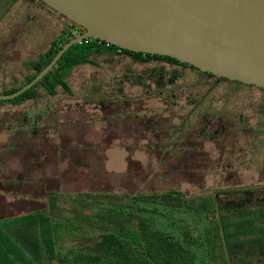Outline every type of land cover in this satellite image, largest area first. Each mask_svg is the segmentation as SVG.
<instances>
[{
    "label": "rangeland",
    "instance_id": "obj_1",
    "mask_svg": "<svg viewBox=\"0 0 264 264\" xmlns=\"http://www.w3.org/2000/svg\"><path fill=\"white\" fill-rule=\"evenodd\" d=\"M66 26L65 20L24 1L0 0V92L21 81L29 73L26 66ZM98 65L69 71L66 80L72 96L59 90L56 97L43 96L36 104L0 107V218L42 209L45 191L133 193L176 188L198 194L223 184L260 181L263 93L243 91L229 98V88L217 87L207 99V110L224 113L223 118L209 121L213 116L208 115L201 121L195 116L176 138L179 153H159L158 146L194 108L200 93L192 87L201 77L167 63L134 64L128 58L102 57ZM149 72L168 74L173 82L166 88L176 91L159 96L132 83L134 75ZM57 129L54 141L65 148L58 153L51 147L48 153L30 151L28 144L50 138ZM257 153L263 158L256 160ZM11 180L13 187L2 186Z\"/></svg>",
    "mask_w": 264,
    "mask_h": 264
},
{
    "label": "trees",
    "instance_id": "obj_2",
    "mask_svg": "<svg viewBox=\"0 0 264 264\" xmlns=\"http://www.w3.org/2000/svg\"><path fill=\"white\" fill-rule=\"evenodd\" d=\"M29 1L46 14L65 20L40 1ZM65 22L64 30L26 66L29 73L3 87L0 96L30 83L69 40L83 32ZM102 57L128 58L134 64L161 61L201 77L192 87L199 89L200 96L175 134H183L195 116L201 120L206 115L207 120L212 115L209 121L223 118L224 113L207 110V99L217 87L229 88V98L243 91L264 94L257 87L200 72L168 57L133 53L89 39L70 47L39 82L17 98L1 100L0 107L36 104L43 96L56 97L59 90L72 96L66 80L69 71L81 65L99 66ZM168 77L163 72H149L131 79L135 86L161 96L166 90L176 91L172 86L166 88V83L173 82ZM250 141L256 143L255 138ZM260 157L257 153L255 158ZM13 182L2 186L13 187ZM43 197L42 209L0 218V264H264V170L256 183L223 184L198 194L169 188L133 193L45 191Z\"/></svg>",
    "mask_w": 264,
    "mask_h": 264
},
{
    "label": "water",
    "instance_id": "obj_3",
    "mask_svg": "<svg viewBox=\"0 0 264 264\" xmlns=\"http://www.w3.org/2000/svg\"><path fill=\"white\" fill-rule=\"evenodd\" d=\"M80 27L17 98L73 45L95 39L133 53L163 56L200 72L264 90V0H38Z\"/></svg>",
    "mask_w": 264,
    "mask_h": 264
},
{
    "label": "flooded vegetation",
    "instance_id": "obj_4",
    "mask_svg": "<svg viewBox=\"0 0 264 264\" xmlns=\"http://www.w3.org/2000/svg\"><path fill=\"white\" fill-rule=\"evenodd\" d=\"M20 1H24L27 5H29V6H31L33 9H35V10H37V11H39V12H43L42 10H39L37 7L35 8V6H33V5H31V3H30V1L29 0H20ZM152 63H163V62H161V61H151ZM150 62V63H151ZM147 64H148V62H147ZM164 64V63H163ZM185 65H187V64H185ZM204 117H202L201 118V121H206V119H204V118H206V115H203ZM186 118V117H185ZM185 118H184V120H185ZM190 120V119H189ZM177 127H173V129L171 130V131H173V133H171V134H168V136H167V140L166 141H164L163 143H161V145H159L158 147L159 148H161V149H159V150H157L159 153H179V151H180V147H177V145H178V142H176V138L178 137V136H181L182 134H180V135H177V134H175V129H176ZM148 129H149V131H152V126H150V127H148ZM186 131V130H185ZM197 138V137H196ZM202 138V137H201ZM206 138V137H205ZM199 140V139H198ZM197 140V141H198ZM172 141V143H170ZM177 148H179L177 151H176V149ZM150 149L151 150H153L151 147H150ZM155 150V149H154Z\"/></svg>",
    "mask_w": 264,
    "mask_h": 264
},
{
    "label": "crops",
    "instance_id": "obj_5",
    "mask_svg": "<svg viewBox=\"0 0 264 264\" xmlns=\"http://www.w3.org/2000/svg\"><path fill=\"white\" fill-rule=\"evenodd\" d=\"M54 126H55V124H54ZM55 128H56V126H55ZM57 132H59L58 131V129H57V131L56 132H53V136H51L50 134H49V136H50V138H47V139H44V140H42V138H40L38 141H37V143H33V144H28V147H30L31 146V149H30V151H33V150H35V151H38V152H43V153H48V149L51 147L52 148V150H54V151H56V153H58L59 152V149H63V148H65V147H63V146H59V142L58 141H54V139L56 138L57 139V135H56V133ZM55 133V134H54ZM6 140H9V139H6ZM5 140V141H6ZM45 140H47V141H45ZM48 143V144H45V143ZM12 143V142H11ZM14 143H15V140H14ZM46 151V152H45ZM29 152V151H28Z\"/></svg>",
    "mask_w": 264,
    "mask_h": 264
}]
</instances>
